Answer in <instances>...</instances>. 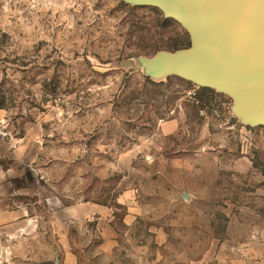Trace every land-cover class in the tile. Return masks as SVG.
<instances>
[{
  "label": "rangeland",
  "instance_id": "1",
  "mask_svg": "<svg viewBox=\"0 0 264 264\" xmlns=\"http://www.w3.org/2000/svg\"><path fill=\"white\" fill-rule=\"evenodd\" d=\"M191 49L146 1L0 0V264H264V126Z\"/></svg>",
  "mask_w": 264,
  "mask_h": 264
},
{
  "label": "water",
  "instance_id": "2",
  "mask_svg": "<svg viewBox=\"0 0 264 264\" xmlns=\"http://www.w3.org/2000/svg\"><path fill=\"white\" fill-rule=\"evenodd\" d=\"M158 5L192 35L190 77L230 95L264 126V0H183ZM54 264H58L56 261Z\"/></svg>",
  "mask_w": 264,
  "mask_h": 264
},
{
  "label": "crops",
  "instance_id": "3",
  "mask_svg": "<svg viewBox=\"0 0 264 264\" xmlns=\"http://www.w3.org/2000/svg\"><path fill=\"white\" fill-rule=\"evenodd\" d=\"M137 2H143L146 1L148 3H159V4H166L168 5L169 2L172 3H181L183 0H135ZM1 170V169H0ZM4 181H5V173L4 171H0V228L1 227H7L9 225H12V227L16 226L17 220L20 219L21 214L20 210L14 209L10 205L9 198L4 193Z\"/></svg>",
  "mask_w": 264,
  "mask_h": 264
},
{
  "label": "trees",
  "instance_id": "4",
  "mask_svg": "<svg viewBox=\"0 0 264 264\" xmlns=\"http://www.w3.org/2000/svg\"><path fill=\"white\" fill-rule=\"evenodd\" d=\"M190 47V45L187 47V48H189ZM204 90H208V89H210L209 87H202ZM212 89V88H211Z\"/></svg>",
  "mask_w": 264,
  "mask_h": 264
}]
</instances>
